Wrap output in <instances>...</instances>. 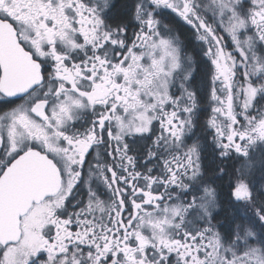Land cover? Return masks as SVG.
I'll return each instance as SVG.
<instances>
[{
  "label": "snow or ice",
  "instance_id": "1",
  "mask_svg": "<svg viewBox=\"0 0 264 264\" xmlns=\"http://www.w3.org/2000/svg\"><path fill=\"white\" fill-rule=\"evenodd\" d=\"M0 264H264V0H0Z\"/></svg>",
  "mask_w": 264,
  "mask_h": 264
},
{
  "label": "flooded vegetation",
  "instance_id": "2",
  "mask_svg": "<svg viewBox=\"0 0 264 264\" xmlns=\"http://www.w3.org/2000/svg\"><path fill=\"white\" fill-rule=\"evenodd\" d=\"M226 43H230V40L229 41H226ZM198 79H199V77H198ZM18 103H19V101H18ZM223 119V118H222ZM242 119V118H241Z\"/></svg>",
  "mask_w": 264,
  "mask_h": 264
}]
</instances>
